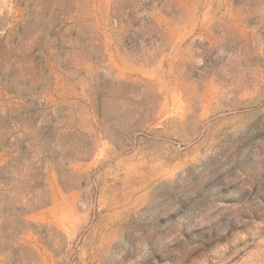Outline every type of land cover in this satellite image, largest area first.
Wrapping results in <instances>:
<instances>
[{
	"label": "rangeland",
	"instance_id": "obj_1",
	"mask_svg": "<svg viewBox=\"0 0 264 264\" xmlns=\"http://www.w3.org/2000/svg\"><path fill=\"white\" fill-rule=\"evenodd\" d=\"M0 264H264V0H0Z\"/></svg>",
	"mask_w": 264,
	"mask_h": 264
}]
</instances>
